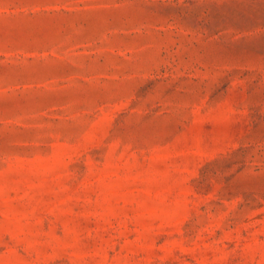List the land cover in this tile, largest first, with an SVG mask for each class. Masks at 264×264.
<instances>
[{"label": "rangeland", "instance_id": "374dc122", "mask_svg": "<svg viewBox=\"0 0 264 264\" xmlns=\"http://www.w3.org/2000/svg\"><path fill=\"white\" fill-rule=\"evenodd\" d=\"M0 264H264V0H0Z\"/></svg>", "mask_w": 264, "mask_h": 264}]
</instances>
